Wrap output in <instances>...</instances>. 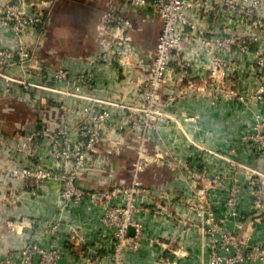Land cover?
Wrapping results in <instances>:
<instances>
[{"label":"crops","instance_id":"1","mask_svg":"<svg viewBox=\"0 0 264 264\" xmlns=\"http://www.w3.org/2000/svg\"><path fill=\"white\" fill-rule=\"evenodd\" d=\"M98 2L101 12L96 16L89 12L79 13L80 28L84 27L85 20L90 22L74 40L71 54L62 55L58 67L94 71L95 85L87 90V94L99 101L59 95L56 98L59 97L58 101L69 108L67 137L73 142L81 140L77 125L82 116L78 109L92 104L95 108L110 111L109 122L114 130L108 129L111 132L102 135L95 151L75 174L78 187L106 195L96 200L87 197L79 203H66L59 196L56 179L46 181L43 191L33 195L21 177L7 172V169L30 164L27 156H9L0 147V262L9 257L12 264H18L19 251L31 240L43 246L50 245L53 240L48 227L59 221L55 244L63 249V264H112V230L103 228L99 218L107 208L125 204L129 199L134 207L132 218L140 221L144 238L137 248L125 247L123 264H162L160 258L176 264H198L206 257V240L194 226L197 216L190 206L195 200L194 187L200 184L193 173L203 175L207 182L218 172L225 173L224 181L210 184L205 196L207 205L220 218L226 215V189L234 178L238 186L237 217L241 221L249 216L255 200L264 194V187L259 183H250L249 173L239 168L232 169L229 162L231 159L264 171V150H258L256 141L249 139L255 124L264 122V92L258 91L264 85V71L258 73L249 55L234 51L232 58L237 61V70L227 82L242 94V99L222 95H186L165 105L164 114L157 116L148 132L149 152L157 154L158 158L140 175L143 190L128 196L124 190L132 184L131 171L138 145L137 130L133 128L130 117L143 118V114L133 108L141 106L144 100L140 83L147 74L155 49L160 20L153 14L140 16L130 12L129 17L135 27L131 33L133 53L130 62L94 61L99 50H112L111 35L105 30L106 24L102 19L107 10L105 0ZM263 14L264 3L239 28L242 35L257 36L250 46L253 51L264 50V31L255 24ZM204 25L219 29L210 20H205ZM99 39L104 41L102 45ZM12 44L9 27L0 23V47ZM50 53L51 49L47 51ZM42 56L39 57L44 62L45 55ZM32 71L18 64L7 70L10 75L26 81L44 82L43 74L33 75ZM133 78L138 79V85L132 83ZM3 85L0 79V92ZM3 95L0 99V142H6L7 147L17 146L20 139L29 133H37L44 123L54 128L60 124L57 108L49 106L42 110L39 106L33 108L26 104L27 100L45 96V91L11 83ZM36 141L39 145L37 162L51 166L49 140L38 136ZM186 165L192 174L187 173ZM57 168L60 172L61 169ZM116 186L120 190H116ZM162 193L165 197H158ZM236 222L233 217H227L225 225L234 231ZM240 232L247 236L248 244L261 241L264 222H254ZM134 233L135 227L129 226L127 234ZM155 239L159 243H155ZM176 250L182 251L184 256L175 254ZM241 264L259 263L248 261Z\"/></svg>","mask_w":264,"mask_h":264},{"label":"built area","instance_id":"2","mask_svg":"<svg viewBox=\"0 0 264 264\" xmlns=\"http://www.w3.org/2000/svg\"><path fill=\"white\" fill-rule=\"evenodd\" d=\"M52 2L53 0H0V23L9 27L13 42L15 39L16 43L15 47L14 44L0 47V79L4 83L0 99L4 96V89H9L11 83L41 89L46 95L27 100L26 104L33 108L39 106L42 110L49 106L57 108L61 118L56 128L44 123L37 133H29L20 139L17 146L9 148L6 142H0L2 144L0 147L5 149V154L9 156L12 154L27 156L30 164L7 169V172H10L11 176L21 177L30 188L31 194L41 193L46 181L56 179L59 182L60 198L66 203L73 204L87 197L96 200L106 195L78 187L75 184V174L95 151L102 135L108 134L111 132L108 129L114 130L115 127L109 122L110 111L89 104L78 109L82 116L77 125L81 140L73 142L67 137L66 118L69 108L61 100L58 101L59 97L56 96H73L88 101L99 100L87 94V90L95 85L94 71H72L68 67L51 68L34 56L33 45L27 43L28 33L36 35V28L41 29L48 22ZM263 3L264 0H107L105 2L107 10L102 19L106 24L105 30L111 35L112 50H99L94 56V61L130 62L133 53L131 33L135 28L129 17L130 12L140 16L153 14L160 20L155 49L150 57L147 74L140 83L144 100L141 106L133 108L141 112L143 118L134 115L130 117L133 128L137 130L138 145L131 171L132 184L124 190L128 196L143 190L140 175L147 165L158 158L157 154L152 155L149 152L148 132L153 128L152 123L157 116L164 114L165 105L186 95L194 97L222 95L242 99V94L227 82L228 77L237 70V61L232 58V54L237 50L241 55H249L255 63L257 72L262 74L264 50L250 49L257 36L242 35L239 28L250 20ZM205 20L218 25L219 29L204 25ZM255 24L264 31V14L261 19L255 21ZM99 42L102 45L104 41L99 39ZM16 64L33 70L32 73L35 75L48 72L52 83L44 80L42 83L31 82L10 75L7 70ZM131 81L138 85V79L133 78ZM258 91L264 92V85L260 86ZM38 136L50 142L48 155L53 161L51 166L37 162ZM249 139L256 141L258 150H264L263 121L255 124L254 133ZM229 162L232 169L239 168L249 173L250 183H259L264 187V171L231 159ZM57 167L61 169L60 172ZM185 169L188 174H192L187 165ZM193 176L200 183L194 187L195 200L190 204L197 216L194 226L206 240V257L200 259L198 264H241L248 261L264 264V238L248 244L247 236L239 234L245 226L249 227L254 222H264V194L261 195V199L258 197L255 200L249 216L241 221L237 217L238 186L237 179L234 178L226 189L224 201L226 215L220 218L207 205L205 196L210 184H221L224 181L225 173L218 172L208 182L203 175L193 173ZM115 189L120 190V187L116 186ZM158 197L165 195L162 193ZM133 209V202L127 199L125 204L118 203L107 208L99 218L103 228L112 230L110 237L113 246L112 264H123L122 253L125 247L137 248L144 238L140 221L132 218ZM227 217L236 219L234 231L226 227ZM58 224L59 221H54L48 227L53 242L43 246L36 240L29 241L18 253L20 258L18 264H63V249L55 244ZM129 226L135 227V233L130 236L127 234ZM153 241L159 243L157 239ZM181 252L176 250L175 254L184 256ZM185 254L187 255V252ZM159 261L162 264H176L163 258ZM0 264H12V259L4 258Z\"/></svg>","mask_w":264,"mask_h":264},{"label":"rangeland","instance_id":"3","mask_svg":"<svg viewBox=\"0 0 264 264\" xmlns=\"http://www.w3.org/2000/svg\"><path fill=\"white\" fill-rule=\"evenodd\" d=\"M98 3V0H53L48 22L45 26L41 27V29L37 27L36 35L28 33L27 43L33 45L34 56L40 59L39 56L43 57L42 55L44 54L45 65L57 68L62 55L71 54L75 44L74 40H77L80 31L85 30L90 22L85 20L84 27L80 28L79 13L85 14L89 12L96 16L97 13L101 12V10L99 11L98 6L100 5ZM40 30L42 31L39 38ZM13 44L15 47V39ZM49 49L52 50V53L47 54Z\"/></svg>","mask_w":264,"mask_h":264},{"label":"trees","instance_id":"4","mask_svg":"<svg viewBox=\"0 0 264 264\" xmlns=\"http://www.w3.org/2000/svg\"><path fill=\"white\" fill-rule=\"evenodd\" d=\"M32 74L34 75V73H32ZM41 77H42V80L47 81L49 83H52V79L49 76L48 72L44 71L43 75Z\"/></svg>","mask_w":264,"mask_h":264}]
</instances>
